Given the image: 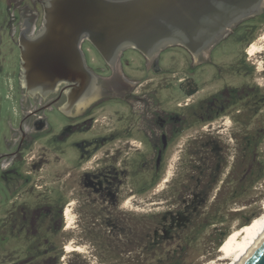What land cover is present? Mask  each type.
Wrapping results in <instances>:
<instances>
[{
  "label": "flooded vegetation",
  "instance_id": "1",
  "mask_svg": "<svg viewBox=\"0 0 264 264\" xmlns=\"http://www.w3.org/2000/svg\"><path fill=\"white\" fill-rule=\"evenodd\" d=\"M42 1L13 3L17 15L10 14V26L18 34L15 40L18 49L20 35L32 36L41 26ZM259 16L258 21L243 24ZM263 28L264 7L258 14L234 24L199 55L190 52L191 66L198 68V72L178 80L184 100L177 105L186 108L185 111L162 105L153 90V77L143 79L124 73L123 60L129 64V59H123L125 50L109 63L86 39L80 42V48L87 68L96 76L95 89L78 96L75 87L62 81L46 96H32L23 87V118L12 131L11 149L0 156V183L8 193L4 207H0V227L8 233L11 256L4 264H45L47 260L58 264L65 241L73 245L78 241L67 235L95 240L100 252L118 254L116 264H153V246L169 238L173 229L184 228L192 210L203 200L204 192L212 190L218 181L223 186L232 184L238 172L242 180L240 190H247L253 181V155H262L260 144L264 138V121H258L256 127L253 122L254 111L260 110L264 103V83L260 81L263 75L259 76L262 71H258V57L248 54L247 47L256 29ZM230 36L241 47L228 56H215V48ZM90 50L102 59V66L94 64L97 58L87 57L86 51ZM141 55L149 68L157 67L158 54ZM113 97L127 101L138 112L139 126L152 143V151L140 155L138 164L152 175L149 190L135 191L125 184L129 158L126 154L130 149L141 150L143 143L119 136L115 117L110 121L111 135L86 142L84 153L73 159L74 166L64 175L57 170L53 176L50 165L54 161L56 168L67 166L66 157L63 161L46 155L34 159L32 154V161H27L36 136L50 130L45 109H57L67 117L91 115ZM92 118L88 128L99 121L98 117ZM101 118L103 121L107 116L103 114ZM189 125L195 127L194 134L186 132ZM184 144L185 155L177 157L179 166L184 163V170L168 173L175 145L181 147L180 151ZM222 168L227 170L220 179ZM174 177L177 182L170 189ZM34 179L41 183H34ZM161 183L164 186L159 188ZM164 188L170 199L165 200L167 209L159 213L153 214V203L158 202L135 198L137 194L156 193ZM236 190L234 187L231 191L233 197ZM148 204L150 207L145 209L143 205ZM123 253L135 257L125 258Z\"/></svg>",
  "mask_w": 264,
  "mask_h": 264
},
{
  "label": "rangeland",
  "instance_id": "2",
  "mask_svg": "<svg viewBox=\"0 0 264 264\" xmlns=\"http://www.w3.org/2000/svg\"><path fill=\"white\" fill-rule=\"evenodd\" d=\"M16 0H0V156L7 154L11 149L12 131L16 129L23 118L24 113V89L20 80V53L15 40L18 39V34L13 33L10 26L11 13L17 15V10L13 4ZM27 2L28 0H22ZM15 10V11H14ZM261 19V16L255 19L248 20L243 24L255 22ZM255 36L250 41L259 46V50L253 54L258 57L259 70L263 75L260 81L264 83V28L255 31ZM232 37H228L222 41L215 50V56H228L233 50L241 47L239 42L234 41ZM248 45V47L250 46ZM247 47V49H248ZM262 47V48H261ZM87 57H95V65H103L102 59L97 53L92 50L86 51ZM249 54V53H248ZM261 55V57H259ZM129 59V64H125L123 60L124 73L129 77L150 78L153 77V90L156 98L161 101L162 105L170 110L185 111L186 108L177 105L178 101L184 100V95L179 88L178 80L193 72L197 73L198 68L194 69L190 51L181 45H171L161 50L158 53L157 67L149 68L148 64L142 57L141 53L134 48H127L123 53V59ZM263 60V62L261 61ZM93 61H95L93 59ZM148 80V79H147ZM44 114L47 118L50 130L36 136V140L28 150L27 161L31 162L32 154L46 155L47 157H59L67 159V166L56 168L54 161L51 163L52 175L57 174V170L64 175L65 172L71 170L75 161L84 153L83 145L97 137L109 136V130L113 124H110L111 118L115 117V129L118 135L123 138H136L143 143L141 150L130 149L126 155L128 158V173L125 184H130L135 191L149 190L153 184L152 175L146 168L139 167L140 155H149L152 151V143L146 136V133L139 126L138 112L135 111L131 104L121 98L113 97L105 100L102 107L95 110L91 115L89 113H81L74 117H67L57 109H45ZM107 118L102 121V115ZM253 122L256 127L258 121H264V103L260 110L254 111ZM90 117H98L99 121L88 128L87 124ZM92 118V119H93ZM194 126L187 127L188 134L193 133ZM186 138V135L185 137ZM184 140V139H183ZM262 155H253L254 171L252 173L253 181L248 185L247 190H240L242 180L239 179L241 173H237V180L232 184L229 182L224 184L217 182L214 188L204 192L203 200L192 210L189 215V220L184 228L172 230L169 238L160 241L153 246V264H211L220 254V246L223 244L228 233L241 225H245L262 214L264 211V138L261 142ZM175 145L173 156L171 158V167H167L168 173L174 170L183 171L184 163L178 165V155H185L187 147L185 144L183 149ZM231 161V158H229ZM229 163V162H228ZM71 166V167H69ZM178 166V168H176ZM260 167V168H259ZM226 169H221L220 179H223ZM240 173V174H239ZM38 174V173H36ZM170 174V175H171ZM53 175V176H54ZM50 179V177L48 178ZM35 183L41 181L33 180ZM43 182V181H42ZM177 179L174 177L169 185L170 189L175 187ZM164 183H161V186ZM221 187L218 189V187ZM236 187V195L233 197L231 191ZM242 192V193H241ZM132 193V192H131ZM167 188L152 193L151 191L144 192L140 195H135L136 199L152 200L153 214L159 213L167 209L166 199L169 198ZM8 197V193L3 184L0 183V207L3 208ZM175 199V197H173ZM144 208L150 205H143ZM155 223V219H153ZM74 225L76 223L74 222ZM76 229H79V227ZM68 238H73L78 241L70 244L72 247H77L74 250H61L58 264H116L118 257L116 255H107L105 252H100L99 246L94 244L93 240L83 238L77 239L75 235H67ZM9 239L6 228L0 227V264L7 263L11 258L9 256ZM80 251V252H79ZM125 258L135 256H127ZM120 256V257H123ZM141 258L143 256H140ZM46 261L45 264H50ZM30 264H33L31 262Z\"/></svg>",
  "mask_w": 264,
  "mask_h": 264
},
{
  "label": "water",
  "instance_id": "3",
  "mask_svg": "<svg viewBox=\"0 0 264 264\" xmlns=\"http://www.w3.org/2000/svg\"><path fill=\"white\" fill-rule=\"evenodd\" d=\"M42 5L38 31L19 38L22 86L27 94L46 96L66 81L80 96L96 84L82 40L109 63L127 48L152 56L181 45L197 56L234 24L258 14L264 0H43ZM232 264H264V229Z\"/></svg>",
  "mask_w": 264,
  "mask_h": 264
},
{
  "label": "bare ground",
  "instance_id": "4",
  "mask_svg": "<svg viewBox=\"0 0 264 264\" xmlns=\"http://www.w3.org/2000/svg\"><path fill=\"white\" fill-rule=\"evenodd\" d=\"M262 39H264V36ZM258 50L259 46L254 42L251 43L247 49L249 54H253ZM66 213L69 214V208L66 209ZM263 229L264 211L259 216L252 218V221L249 223L231 230L226 236L223 244L220 246V255L215 258L211 264H232L251 244L255 242ZM66 249L74 250L77 249V247H72L70 244H67Z\"/></svg>",
  "mask_w": 264,
  "mask_h": 264
}]
</instances>
